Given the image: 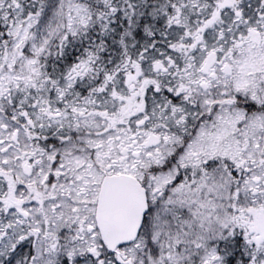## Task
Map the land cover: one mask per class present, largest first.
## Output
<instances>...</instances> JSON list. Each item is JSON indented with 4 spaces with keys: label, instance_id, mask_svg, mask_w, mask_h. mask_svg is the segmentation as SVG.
<instances>
[{
    "label": "snow or ice",
    "instance_id": "6c2138e0",
    "mask_svg": "<svg viewBox=\"0 0 264 264\" xmlns=\"http://www.w3.org/2000/svg\"><path fill=\"white\" fill-rule=\"evenodd\" d=\"M0 264H264V0H0Z\"/></svg>",
    "mask_w": 264,
    "mask_h": 264
}]
</instances>
